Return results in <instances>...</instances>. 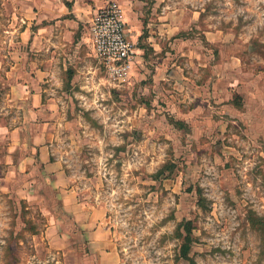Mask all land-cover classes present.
I'll use <instances>...</instances> for the list:
<instances>
[{
  "label": "rangeland",
  "instance_id": "rangeland-1",
  "mask_svg": "<svg viewBox=\"0 0 264 264\" xmlns=\"http://www.w3.org/2000/svg\"><path fill=\"white\" fill-rule=\"evenodd\" d=\"M108 1L0 0V264L91 257L36 149L9 175L8 129L33 90L63 185L119 264H191L188 221L196 264H264V0H115L139 51L126 80L92 48L88 20Z\"/></svg>",
  "mask_w": 264,
  "mask_h": 264
},
{
  "label": "crops",
  "instance_id": "crops-1",
  "mask_svg": "<svg viewBox=\"0 0 264 264\" xmlns=\"http://www.w3.org/2000/svg\"><path fill=\"white\" fill-rule=\"evenodd\" d=\"M87 8L88 7H84V10H87ZM82 11L83 9L81 6L76 5V8L70 12L74 14V17H78L80 21L88 20L87 13L82 14ZM90 20L91 17L88 21ZM29 92L30 91H27L28 95ZM30 100L32 108L28 110L23 124H20L15 128L8 129V138L11 139L8 157L11 158V155L15 157V152L18 148L21 150L25 149L27 151L36 149L37 154L39 153L37 161L39 160L40 164L34 165L35 158L32 157V155H34L33 151H31L24 159L20 158L18 162H16L15 158L12 157V159H8V162L11 164L9 168V175L14 176L19 172L27 170V168H23L24 164L34 165L33 170L35 171L38 169V172L41 174L50 173V176L52 177L50 182L53 186L56 188H63L61 191H63V205L65 210L74 212L77 215V221L82 229V236L85 238V241H87V246L91 251L90 258L88 256H83L84 258L82 260H78L77 264H119V254L112 247V242L109 241L107 235L102 233L100 230L98 220L95 219V212L87 208V206L81 202H74L72 190H66V185H63V181L66 178V172L63 170L62 165L58 161H55L52 157L53 153L51 152L50 145L47 140V129L43 126L40 127L36 123L38 121L39 114L43 112L44 106L42 95L33 90L30 94ZM26 136L28 137L27 140H25ZM64 236L65 235L63 233H59L58 238L55 237V244L59 249L64 248ZM73 245L74 246L70 250H75L74 247H76V245Z\"/></svg>",
  "mask_w": 264,
  "mask_h": 264
},
{
  "label": "built area",
  "instance_id": "built-area-1",
  "mask_svg": "<svg viewBox=\"0 0 264 264\" xmlns=\"http://www.w3.org/2000/svg\"><path fill=\"white\" fill-rule=\"evenodd\" d=\"M94 55L100 68L116 80H126L138 59L122 6L115 0L97 7L89 24Z\"/></svg>",
  "mask_w": 264,
  "mask_h": 264
},
{
  "label": "trees",
  "instance_id": "trees-1",
  "mask_svg": "<svg viewBox=\"0 0 264 264\" xmlns=\"http://www.w3.org/2000/svg\"><path fill=\"white\" fill-rule=\"evenodd\" d=\"M178 234L184 237V242L181 246V254L183 258L188 259L191 264H196V261L190 256L192 244L194 242L190 221L182 224L181 228L178 230Z\"/></svg>",
  "mask_w": 264,
  "mask_h": 264
}]
</instances>
